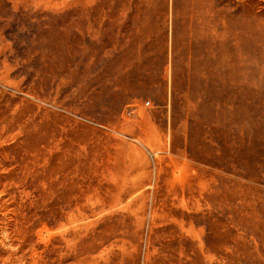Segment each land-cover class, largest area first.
Wrapping results in <instances>:
<instances>
[{
	"label": "rangeland",
	"instance_id": "obj_1",
	"mask_svg": "<svg viewBox=\"0 0 264 264\" xmlns=\"http://www.w3.org/2000/svg\"><path fill=\"white\" fill-rule=\"evenodd\" d=\"M0 264H264V0H0Z\"/></svg>",
	"mask_w": 264,
	"mask_h": 264
}]
</instances>
